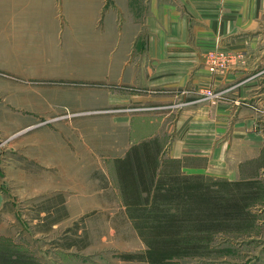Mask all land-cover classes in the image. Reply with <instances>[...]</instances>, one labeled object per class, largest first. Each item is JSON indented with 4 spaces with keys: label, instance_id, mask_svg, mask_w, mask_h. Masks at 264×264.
<instances>
[{
    "label": "rangeland",
    "instance_id": "374dc122",
    "mask_svg": "<svg viewBox=\"0 0 264 264\" xmlns=\"http://www.w3.org/2000/svg\"><path fill=\"white\" fill-rule=\"evenodd\" d=\"M70 2L0 0V249L38 264H148L127 259L146 246L126 215L115 160L150 133L155 117L140 98L150 92L103 81L99 60L73 57ZM21 33L34 44L44 34L47 50L7 58L6 43ZM54 34L61 48L52 54ZM158 116L166 147L173 125ZM262 188L249 223L219 235L211 257L176 264H264Z\"/></svg>",
    "mask_w": 264,
    "mask_h": 264
},
{
    "label": "crops",
    "instance_id": "0c3cea01",
    "mask_svg": "<svg viewBox=\"0 0 264 264\" xmlns=\"http://www.w3.org/2000/svg\"><path fill=\"white\" fill-rule=\"evenodd\" d=\"M69 17L73 57L99 60L103 81L150 92L140 98L155 119L134 144L163 143L154 124L164 113L174 136L167 156L188 160L185 174L264 184V0H71ZM59 37L49 39L52 54ZM11 40L7 58L47 50L44 34L37 44L23 33ZM213 52L232 55V68L211 73ZM3 203L0 195V210Z\"/></svg>",
    "mask_w": 264,
    "mask_h": 264
},
{
    "label": "trees",
    "instance_id": "16d2710c",
    "mask_svg": "<svg viewBox=\"0 0 264 264\" xmlns=\"http://www.w3.org/2000/svg\"><path fill=\"white\" fill-rule=\"evenodd\" d=\"M188 160L172 159L160 139L134 144L115 160L126 215L146 246L129 261L176 264L214 253L219 235L250 221V210L263 192L260 182H229L188 175ZM238 228V229H236ZM0 264H38L28 254L0 249Z\"/></svg>",
    "mask_w": 264,
    "mask_h": 264
},
{
    "label": "built area",
    "instance_id": "2783aa9c",
    "mask_svg": "<svg viewBox=\"0 0 264 264\" xmlns=\"http://www.w3.org/2000/svg\"><path fill=\"white\" fill-rule=\"evenodd\" d=\"M206 64L213 74L225 73L229 71L235 63V58L224 52H213L206 56ZM207 97H220L221 94L207 91L205 93Z\"/></svg>",
    "mask_w": 264,
    "mask_h": 264
}]
</instances>
